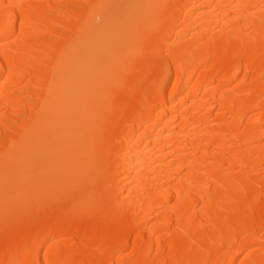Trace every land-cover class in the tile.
<instances>
[{
  "label": "bare ground",
  "instance_id": "1",
  "mask_svg": "<svg viewBox=\"0 0 264 264\" xmlns=\"http://www.w3.org/2000/svg\"><path fill=\"white\" fill-rule=\"evenodd\" d=\"M17 174L0 264H264V0H0Z\"/></svg>",
  "mask_w": 264,
  "mask_h": 264
},
{
  "label": "rangeland",
  "instance_id": "2",
  "mask_svg": "<svg viewBox=\"0 0 264 264\" xmlns=\"http://www.w3.org/2000/svg\"><path fill=\"white\" fill-rule=\"evenodd\" d=\"M29 141H25L23 144H27ZM57 152H53L50 157H38L37 159L33 160L30 163H27L21 167V173H23L27 168H43L47 166L48 168H52L53 165L61 164L63 157H57ZM5 158V157H4ZM28 165V166H27ZM27 166V167H26ZM30 171V170H28ZM17 174L10 180L3 181L0 184V190L1 192H5L8 199H11L12 202L17 206L16 208L18 210H21L22 208V200L21 198L25 197V194L27 193L28 196H30L29 200L31 201L29 204L31 207H35V204H40V199L42 196L40 195L42 191H46L48 193L49 197L57 196L59 194H66V192L70 189L71 186V179L67 176H60L58 177L59 180H45L42 178H36L29 179V181L26 184L19 185L21 181V175ZM54 178V176H53ZM52 178V179H53ZM57 179V178H56ZM56 181V182H55ZM22 191V193H20ZM22 195V196H21ZM37 199L39 200L37 202ZM0 214H4V209L0 210ZM2 216L0 217V219Z\"/></svg>",
  "mask_w": 264,
  "mask_h": 264
}]
</instances>
